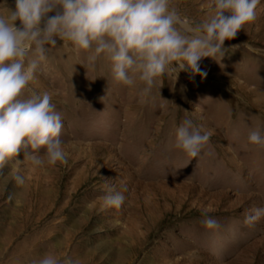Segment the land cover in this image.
Masks as SVG:
<instances>
[{"label":"rangeland","instance_id":"rangeland-1","mask_svg":"<svg viewBox=\"0 0 264 264\" xmlns=\"http://www.w3.org/2000/svg\"><path fill=\"white\" fill-rule=\"evenodd\" d=\"M211 6L170 0L193 25ZM8 9L15 0H0V14ZM224 46V56L200 61L206 79L166 72L143 100V82H114L107 59L86 71V53L70 42L48 46L28 88L52 94L67 160L33 167L22 149L0 165V264L45 252L61 264H264V218L244 223L264 205V146L248 140L264 133V0ZM184 119L211 132L196 158L174 147ZM106 185L124 195L119 209L102 208ZM209 206L218 229L202 224Z\"/></svg>","mask_w":264,"mask_h":264},{"label":"clouds","instance_id":"clouds-1","mask_svg":"<svg viewBox=\"0 0 264 264\" xmlns=\"http://www.w3.org/2000/svg\"><path fill=\"white\" fill-rule=\"evenodd\" d=\"M259 3L212 0L207 19L193 25L170 7V0H15V10L0 14V165L13 160L22 149L24 162L30 161L33 167L67 160L60 138L64 125L52 94L28 88L47 59L48 46H55L57 39L70 42L77 56L86 53L81 64L86 71L95 70L104 58L110 61L114 82L125 86H132L136 79L143 82V100L166 72L175 74L176 80L180 72L206 79L208 73L201 69L200 61L224 56L225 41L233 40L256 19ZM244 48L261 51L250 44ZM25 90L30 93L27 98L22 96ZM210 137V131L184 119L176 129L174 147L196 158ZM248 140L264 146V133L251 130ZM15 179L23 183L22 177ZM100 200L102 208L119 209L125 197L106 185ZM93 207L94 202L86 205L88 211ZM210 211V206L203 209L202 224L208 230L218 229L220 224L208 216ZM261 218L264 205L245 214L244 223L252 226ZM55 245L61 247L62 239ZM32 264L61 262L45 252Z\"/></svg>","mask_w":264,"mask_h":264},{"label":"bare ground","instance_id":"bare-ground-1","mask_svg":"<svg viewBox=\"0 0 264 264\" xmlns=\"http://www.w3.org/2000/svg\"><path fill=\"white\" fill-rule=\"evenodd\" d=\"M92 180V179H91ZM96 180V179H95Z\"/></svg>","mask_w":264,"mask_h":264}]
</instances>
